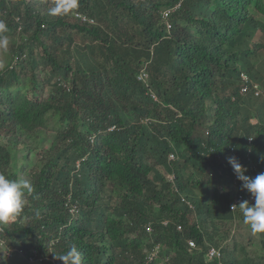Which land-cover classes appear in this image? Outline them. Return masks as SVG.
Returning <instances> with one entry per match:
<instances>
[{
	"label": "trees",
	"instance_id": "1",
	"mask_svg": "<svg viewBox=\"0 0 264 264\" xmlns=\"http://www.w3.org/2000/svg\"><path fill=\"white\" fill-rule=\"evenodd\" d=\"M177 1L167 28L161 11ZM49 2L0 0L10 55L0 134L54 133L28 171L20 215L0 223V257L64 264L57 257L74 247L81 264H217L206 249L232 237L227 223L243 214L230 200L248 192L227 158L249 177L264 168V96L237 94L264 49L251 41L264 34V0H79L73 23ZM249 76L264 85L261 67ZM11 160L0 143V174L19 180ZM255 246L253 256L235 240L220 246L222 264H264V234Z\"/></svg>",
	"mask_w": 264,
	"mask_h": 264
},
{
	"label": "clouds",
	"instance_id": "2",
	"mask_svg": "<svg viewBox=\"0 0 264 264\" xmlns=\"http://www.w3.org/2000/svg\"><path fill=\"white\" fill-rule=\"evenodd\" d=\"M177 2H180V1H177ZM175 3H173V5ZM78 4H79V0H55L54 5L50 9V14L53 16L70 14L73 10L78 8ZM164 9H167V8H164ZM164 9H162V11ZM7 31H8L7 25L3 21H0V33H5ZM7 43H8L7 39H0V46L6 47ZM241 74H244L248 77V81L246 83L249 86L248 91L243 92V93L240 92V88L243 85ZM146 79H147V76L142 80H146ZM253 83H256L259 86L264 88V86L261 83L254 82L253 79L250 78L249 73L247 71L245 70L240 71L237 94L241 95L242 97H245L249 94H251L253 97H257L256 95L253 94V91H252ZM235 99H236V96L232 95L231 100L233 101ZM247 140L250 142L251 138L249 137ZM170 154H172L173 157H170ZM168 158L174 159L175 158L174 154L169 153ZM227 160H228V163L233 168L236 178L242 182L243 189L248 191L245 193L237 192L233 194L232 199L230 200V203L232 202L233 198L238 193L243 194L244 197H248V195L251 194V196L254 199V203L248 202L246 200H242L236 205H233L232 209L230 208V203H229V209L233 211V210H236L237 207H239V209L241 210L243 214V222L250 227L251 231L257 234L264 233V173H259L255 177L246 176L244 175V173L245 171H247V169L242 167L238 163L235 157H228ZM168 178L172 179L173 175L169 173ZM25 190H27V192L29 193L33 191L32 186L27 181L9 179L5 175L0 174V223H7L9 221L15 220L20 215L24 207V204H25V201H24ZM71 211L75 212L74 205H71ZM177 228L179 229V227ZM189 240H192L194 242L193 246L189 244ZM187 243H188L189 249H193L196 247V243L193 239H188ZM210 248L217 249L219 251V255L209 258L207 256V252ZM157 250H158V245H156L155 250L152 251L148 255L147 257L148 261L152 260V258L157 254ZM6 255L7 257H10V253H6ZM57 258L62 260L64 264H81L80 253L74 247L71 248L66 255L60 256ZM205 259L207 261L216 259L217 264H222L220 247L209 245L206 249Z\"/></svg>",
	"mask_w": 264,
	"mask_h": 264
},
{
	"label": "rangeland",
	"instance_id": "3",
	"mask_svg": "<svg viewBox=\"0 0 264 264\" xmlns=\"http://www.w3.org/2000/svg\"><path fill=\"white\" fill-rule=\"evenodd\" d=\"M54 3L55 0H50L49 7H52ZM116 12L118 18L124 17V14L121 13L120 10H116ZM254 15L256 17H262L256 12H254ZM66 19L71 23L75 22L74 21L75 19L71 17L70 14H68ZM95 23L96 21L94 20V24ZM100 25H102V23H100ZM68 31L69 30H66L64 32L67 33ZM70 34L76 43L83 44L86 43L87 41H90V38H88V36H84L81 33H78L76 30H71ZM46 39L47 41H51V38H46ZM251 41H252V47L256 43H260V44L262 43L264 47V34L258 30ZM3 50L4 49L2 48V46H0V61H4L6 63L8 60H10V55L7 53V51H3ZM263 52L264 49L262 47H257L256 49H254L253 54L250 55L249 66L251 68V71H256L257 68L261 67L264 78V63H262L264 57ZM251 71H248V73ZM206 105L208 106V108L212 107L210 106V103L208 101H206ZM248 120L251 123H256L258 118H249ZM53 136L54 133L53 131H51V129L41 128L38 129L37 132L36 131L33 132L31 138H29L28 135L21 136L24 139V142H14V141L8 142L6 136L0 134V143L4 144L6 147L9 148L12 156L11 167L18 171L19 180H25L28 182L29 180L28 171L33 167H35L36 164L39 162L38 159L41 151L42 150L45 151L47 148H49V146L53 142ZM158 168L160 171H162L161 166H159ZM260 173H264V168ZM235 218L229 223L226 222L228 224V227L231 229L230 234H232V237L231 238L226 237L227 240L222 239L220 246H223L224 244H228L229 246H231L232 242L235 240L243 244L246 247L247 251H249L251 256L255 255L257 253L255 252V250L258 251L255 245L256 243H259V240L264 233L263 234L253 233L250 227L243 222V218L241 217H237L236 219ZM10 259L11 258L9 257L7 258L0 257V264H23L21 260L19 262L17 261L14 263ZM159 264H165V263L164 261L161 262L159 261Z\"/></svg>",
	"mask_w": 264,
	"mask_h": 264
},
{
	"label": "built area",
	"instance_id": "4",
	"mask_svg": "<svg viewBox=\"0 0 264 264\" xmlns=\"http://www.w3.org/2000/svg\"><path fill=\"white\" fill-rule=\"evenodd\" d=\"M179 5H180V2H177V3H175L171 8H167V9H164V10L162 11L161 14H162L163 19L166 21V26H167V28L170 27L169 23L167 22V18H168V16L170 15V13H171L174 9H176L177 7H179ZM73 15H74V17H75L76 19H79L80 21H85V20L88 19L90 22H93V19H90V18L86 17V16H85L84 14H82V13L74 12ZM146 76H147L146 73H145V72H142V73L139 75L138 78L144 79ZM241 78H242V81H243V85H242L241 88H240V92L243 93V92L248 91V89H249V86H248L247 83H246V82L248 81V77H247L246 75H244V74H241ZM252 91H253V94L256 95V96H264V88L261 87V86H259V85L256 84V83H253V84H252ZM170 157H173V155L170 154ZM242 200H246V201H248V202H252V203H254V199H253V197L251 196V194L248 195V197H244L243 194L238 193V194L233 198L232 202L230 203V208L232 209V206H233V205H236L237 203L241 202ZM189 244L193 246V245H194V242H193L192 240H189ZM218 255H219V251H218L217 249H215V248H210V249L208 250V252H207V256H208L209 258H211V257H215V256H218Z\"/></svg>",
	"mask_w": 264,
	"mask_h": 264
}]
</instances>
